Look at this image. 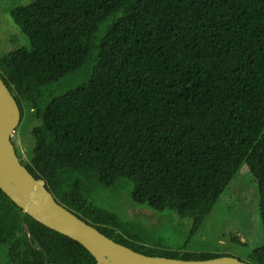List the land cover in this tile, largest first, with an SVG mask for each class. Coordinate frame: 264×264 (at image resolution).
<instances>
[{
	"label": "trees",
	"instance_id": "1",
	"mask_svg": "<svg viewBox=\"0 0 264 264\" xmlns=\"http://www.w3.org/2000/svg\"><path fill=\"white\" fill-rule=\"evenodd\" d=\"M10 15L27 42L0 55V77L20 115L24 101L40 110L23 164L60 204L143 254L233 256L146 247L102 203L129 183L133 204L194 229L246 164L264 258V0H29ZM88 63L86 81L52 97ZM1 254V264H96L0 189Z\"/></svg>",
	"mask_w": 264,
	"mask_h": 264
},
{
	"label": "rangeland",
	"instance_id": "2",
	"mask_svg": "<svg viewBox=\"0 0 264 264\" xmlns=\"http://www.w3.org/2000/svg\"><path fill=\"white\" fill-rule=\"evenodd\" d=\"M27 1L29 0L0 2V55L25 43L26 38L14 25L10 9L13 5ZM91 68V63L85 64L77 73L54 83L52 97L86 81ZM38 124L40 110L24 101L20 121L11 133L15 152L22 163L29 162L34 144L30 132ZM130 189L131 185L128 183L115 190L113 199L108 197L103 199L104 203L100 200L98 202L106 207L113 205V209L128 222L130 231L137 234L138 240L143 241L146 247L156 251L177 250L180 253L215 251L240 257L252 264H264V258L253 252L262 243L263 234L257 182L246 164L237 169L212 209L194 229V219L190 217H180L171 210L157 211L133 204ZM106 193L107 191L104 192ZM233 236L238 237L245 245L236 243L232 240ZM4 258V254H1L0 264Z\"/></svg>",
	"mask_w": 264,
	"mask_h": 264
},
{
	"label": "water",
	"instance_id": "3",
	"mask_svg": "<svg viewBox=\"0 0 264 264\" xmlns=\"http://www.w3.org/2000/svg\"><path fill=\"white\" fill-rule=\"evenodd\" d=\"M19 121L20 109L14 94L0 77V189L30 217L80 243L96 264H252L230 255L206 259L147 255L107 237L60 204L45 180L35 177L21 163L11 141Z\"/></svg>",
	"mask_w": 264,
	"mask_h": 264
}]
</instances>
